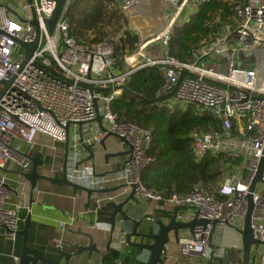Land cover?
Wrapping results in <instances>:
<instances>
[{"label":"built area","instance_id":"built-area-1","mask_svg":"<svg viewBox=\"0 0 264 264\" xmlns=\"http://www.w3.org/2000/svg\"><path fill=\"white\" fill-rule=\"evenodd\" d=\"M143 1L112 0L123 14L130 13ZM160 1L170 10L166 14V27L127 57L126 67L122 69L116 68L111 43L80 44L70 37L65 14L71 0L50 33L45 21L52 16L56 0H32L31 4L27 0H17L14 4L0 2V82L10 83L0 99V229L6 230L11 242L19 238L20 211L25 208L28 211V208L22 203L11 205L6 172L31 171L29 158L34 156L35 139L39 134L65 145L67 178L71 182L97 192L125 186L118 198L94 194L91 213L96 218L107 203L123 200L135 188L138 200L156 204L154 213L146 217L148 222L163 220L160 212L163 203L169 202L177 208L187 207L186 211L178 213L182 222L208 220L216 221L218 227L243 229L247 197L264 157V82L259 79L257 70L250 67L251 61L258 62V48L264 47V0H242L235 7L238 16L235 29H221L211 45L194 54L191 63H182L169 55L171 36L174 29L185 27L209 0ZM33 19L39 24L40 43L23 65L27 51L15 40L23 43L34 40L35 28L30 24ZM152 45L163 53L162 57L146 58L145 53ZM133 58L136 60L132 62ZM206 61L219 69L202 67ZM156 66L163 78L156 96L162 98L157 103L159 107L170 111L193 107L198 114H211L221 123L219 132L196 131L190 135L197 161L219 156L228 159L223 165L221 201L197 187L188 196L173 194L164 201L142 183L143 170L153 162L148 157L153 129L144 130L135 124L119 122L111 103L122 94L123 87H128L137 71ZM48 69H57L61 77ZM79 83L89 84L94 89L112 88V91L91 92ZM2 87L0 84V91ZM95 102L106 132L96 122ZM108 132L125 139L128 145L117 138L121 150L118 153L122 156L105 162L103 170L98 172L93 161L88 160L87 149L95 153L108 139ZM53 151L49 175L57 172L59 155L56 147ZM252 196L253 237L263 245L252 248L251 261L264 264V183L256 185ZM211 223L197 226L188 237L180 239L183 264H216L225 260L227 249L215 245V228ZM239 256V262L237 257L233 264H241V254ZM14 262H18V257Z\"/></svg>","mask_w":264,"mask_h":264},{"label":"trees","instance_id":"trees-1","mask_svg":"<svg viewBox=\"0 0 264 264\" xmlns=\"http://www.w3.org/2000/svg\"><path fill=\"white\" fill-rule=\"evenodd\" d=\"M241 1L209 0L203 3L185 27L173 30L169 55L182 63L193 62L194 54L211 45L221 29H235L238 18L235 7ZM65 18L69 24V35L77 43H111L115 49L116 68H125V58L139 45L137 35L127 28L129 21L112 0H72ZM162 84L163 78L156 66L137 71L128 88L146 101H152ZM111 110L119 122L135 124L144 130L153 129L148 152L153 162L141 175L149 192L167 201L173 194L188 196L197 187L214 199L223 200L219 189L224 181L223 165L228 159L219 156L197 161L190 139L196 131L219 132L221 123L217 118L211 114L200 115L193 107L170 111L157 103L132 98L126 92L111 103ZM176 208L162 210L161 217L172 220ZM177 209L178 213H183L187 207ZM216 264H224V260Z\"/></svg>","mask_w":264,"mask_h":264},{"label":"water","instance_id":"water-1","mask_svg":"<svg viewBox=\"0 0 264 264\" xmlns=\"http://www.w3.org/2000/svg\"><path fill=\"white\" fill-rule=\"evenodd\" d=\"M29 4L32 0H27ZM68 0H56V8L50 17L45 21V28L47 32H51L57 21L62 17L64 6ZM17 15L16 13H14ZM22 22H26L21 19ZM30 24L35 28V38L30 43H23L20 40L15 42L27 51L26 59L31 58L33 53L37 50L40 43V28L36 19H33ZM54 75L61 77L57 69H48ZM186 75V73H184ZM90 77V75H88ZM3 85L0 91V99L7 90L9 82H0ZM79 86L91 92L102 91L111 92L112 88L108 89H94L89 84L79 83ZM128 93L132 98L142 100L151 104L158 103L162 98H156L152 101H146L142 96L132 93L128 87L121 89ZM164 99L166 97H163ZM97 111L96 122L103 132L107 130L104 128L103 117L98 111L97 102L94 103ZM82 124H80V127ZM114 137L127 144L125 139L119 138L116 135L107 133L106 139ZM104 143L101 146L104 147ZM128 145V144H127ZM89 161L94 160L93 151L88 148ZM121 153H112L105 155V162L110 158L120 157ZM32 162V169L28 173L14 172V174L21 176L29 184V208L28 214L24 219V227L18 231V236L21 238V251L18 257V262L12 264H165L166 254L169 250L171 235L175 242H179L180 233L182 231H189L190 233L200 225H207L211 222L208 220L194 219L190 222H182L178 219V209L174 211L172 220L164 222L161 219H156L153 222L146 220L147 208L143 204L144 201L138 200L135 195V188L123 198L120 202H109L98 216V224L105 225L104 228L99 229L96 237L91 233H84L77 231L76 234L88 240L86 244L79 241L69 242L64 246L57 247V249L47 248L38 250L29 246L30 230L35 228L32 223L31 206L33 203L34 193L41 181L49 182L57 187H68L72 189L73 194L77 192H85L88 195V203L86 209L91 207V201L94 194H109L121 191L125 186L118 185L114 188L105 189L102 192L83 188L75 184L67 178V152L65 154V162L63 170L60 173L56 172L53 175H46L42 172L43 168H48L49 157L42 160V155L36 153L29 158ZM264 157L261 159L257 173L250 187V193L247 200V213L245 216L244 226L241 231H235L226 227H218L217 222L213 221L211 224L215 228L214 243L220 247L227 249V255L224 264H229L230 252H240L241 264H252L251 252L255 246H262L263 244L255 240L252 232V216L254 212L253 192L258 183H264Z\"/></svg>","mask_w":264,"mask_h":264},{"label":"crops","instance_id":"crops-1","mask_svg":"<svg viewBox=\"0 0 264 264\" xmlns=\"http://www.w3.org/2000/svg\"><path fill=\"white\" fill-rule=\"evenodd\" d=\"M134 60L136 59L134 58ZM115 139L117 138H108L105 140L104 147L99 146L95 150L93 163L98 172L103 170L102 166L105 163L106 154L121 152L120 141H115ZM35 144L34 155L40 153L42 155V160L46 157H49L51 160V156L54 154L53 147H56L59 155L58 162L56 163V171L61 174L65 162V145L56 144L49 136L43 134L36 136ZM116 160H118V157L109 159V161ZM14 172L16 171H7V178L8 176L17 177ZM42 172L49 175V168H43ZM23 182L24 187H28V198L19 203H22L25 207L29 208V184L25 180ZM119 195H121L120 191L116 193L100 194V197L113 196L118 198L121 197ZM94 197L95 195L92 197L91 207L87 210L86 205L88 203V195L85 192L80 191L74 195L72 189L68 187H57L49 182L41 181L34 193L31 206L32 223L35 228L30 230L29 246L38 250H44L47 248L56 250L58 244L64 246L69 242L76 241L86 244L88 240L77 235V231L91 233L96 237L98 230L104 228L105 225L98 224L97 221L100 217L98 216L96 218V216H93L91 213L94 207ZM116 201L120 202L119 200ZM143 204L147 208L146 217L151 216L155 211V202L144 201ZM174 207L175 206L169 202L163 203V210L170 211L173 210ZM27 214L28 211L26 208L20 211L19 230L23 229L24 219ZM163 220L164 222H168V220ZM6 233L7 232L4 228L0 229V264H12L14 258L19 257L21 251V238L19 237L14 243L6 237ZM189 235V231H182L180 233V239L188 237ZM183 262L184 261L181 257L180 240L176 243L173 235H171L165 264H183Z\"/></svg>","mask_w":264,"mask_h":264},{"label":"rangeland","instance_id":"rangeland-1","mask_svg":"<svg viewBox=\"0 0 264 264\" xmlns=\"http://www.w3.org/2000/svg\"><path fill=\"white\" fill-rule=\"evenodd\" d=\"M8 4H14L17 0H0V2ZM72 1V0H71ZM17 3V2H16ZM71 3V2H70ZM169 6L160 0H144L139 3L132 11L128 14H123L124 17L129 21L128 29L134 32L139 38V45L136 51L139 50L142 44L150 41L151 39L157 37L161 31L166 27V14L169 12ZM118 39V37H117ZM115 44V43H113ZM259 55H257L258 62L251 61L250 67H253L257 70L259 74V79L261 82H264V47L260 46L258 48ZM135 51V52H136ZM133 53L127 57L132 56ZM146 58H160L163 56V53L157 48L156 45L149 47L145 53ZM126 57V58H127ZM125 58V59H126ZM134 58L132 59L133 62ZM135 61V60H134ZM204 68L217 71V66L212 63L204 62ZM115 141H119L115 139ZM27 149V148H25ZM10 178V179H9ZM8 185L11 189L10 203L15 205L23 200H27L28 196V187H24V179L21 176L10 177L8 176ZM240 252H230L229 259L230 263L233 264L235 258L237 261L240 260Z\"/></svg>","mask_w":264,"mask_h":264}]
</instances>
